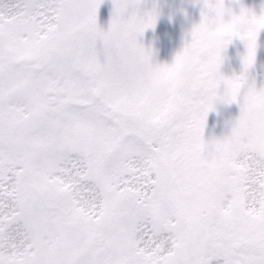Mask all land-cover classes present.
Segmentation results:
<instances>
[{"label":"snow or ice","instance_id":"snow-or-ice-1","mask_svg":"<svg viewBox=\"0 0 264 264\" xmlns=\"http://www.w3.org/2000/svg\"><path fill=\"white\" fill-rule=\"evenodd\" d=\"M102 3L0 0V264H173L184 233L169 214L173 190L208 113L238 103L247 84L264 14L225 21L223 0H205L191 42L159 65L138 42L155 11L112 0L105 31ZM233 38L247 48L244 72L225 77ZM231 167L210 197L223 212L202 264H264V158Z\"/></svg>","mask_w":264,"mask_h":264},{"label":"clouds","instance_id":"clouds-1","mask_svg":"<svg viewBox=\"0 0 264 264\" xmlns=\"http://www.w3.org/2000/svg\"><path fill=\"white\" fill-rule=\"evenodd\" d=\"M248 153L264 158V86L254 84L247 87L239 117L219 135L203 139L185 162V177L174 188L169 209L184 228L173 264H202L209 250L206 230L223 212L220 202L211 200V194L228 182L231 162ZM161 161L167 171L175 170L173 151L165 150ZM130 243L125 237L121 247L126 250Z\"/></svg>","mask_w":264,"mask_h":264},{"label":"rangeland","instance_id":"rangeland-1","mask_svg":"<svg viewBox=\"0 0 264 264\" xmlns=\"http://www.w3.org/2000/svg\"><path fill=\"white\" fill-rule=\"evenodd\" d=\"M143 1L144 0H141V3L139 5L140 14L143 15L147 13L144 11L148 8V4H151L152 8L150 6L149 9L151 10L149 12L155 11L157 19L155 26L147 28L143 35L138 38V42L142 44L146 50H149L151 52V59L154 64H171L174 61L177 53H179L183 49L187 42H185V39L182 37V34L180 32H176L175 29H172L171 24L174 25L176 23H179V20L183 16V9L184 11L187 10L192 0H165V2L164 0H145V3H142ZM180 3L181 7L179 6ZM252 3L254 4V8H252V6L249 10H247L250 14H254L256 16L264 14V0H252ZM241 9H235L234 14L241 12ZM112 12V0H103V3L100 5L98 10L97 23L98 26L105 31H107L109 28L112 18ZM187 40L190 39L187 38ZM232 46L233 40L227 46L230 47V49L228 50L230 53L233 49ZM241 60L237 64H233V66H238V70L236 73L235 69L237 68L233 67L232 65H228V58L223 57V61L221 64V66L223 65V70H220L221 74L225 77L241 75V73H243L244 71L243 61ZM254 63H256V66L260 68L263 67L264 69V30H261L257 37L256 55ZM256 66H254L253 64L252 67L248 69L250 71H247V84L245 88L242 89L238 102V104H240L241 106L243 105L244 95L249 85L254 84L256 87L264 86V73H262V77L259 78L257 74L259 69ZM239 112H241V110ZM217 125H219V123L216 124L215 121L211 123V120H209V118L206 119V124L204 128L205 140L214 136L212 135L211 130L214 129V126ZM208 130H210V132ZM213 264H223V262L222 260H214Z\"/></svg>","mask_w":264,"mask_h":264},{"label":"flooded vegetation","instance_id":"flooded-vegetation-1","mask_svg":"<svg viewBox=\"0 0 264 264\" xmlns=\"http://www.w3.org/2000/svg\"><path fill=\"white\" fill-rule=\"evenodd\" d=\"M211 2L215 3L216 0H211ZM142 3H145V0ZM150 6L151 4H148V8L147 9L144 8L145 9L144 12H149L151 10L149 9ZM179 6L181 7V3L179 4ZM223 6L225 8V15H224L225 21H228L231 19L232 15L234 14L235 9L243 8L245 10H249L250 7L252 6H253L252 8H254V4L252 3V0H244V2L241 5H237V6H232L230 4V0H223ZM207 11L208 10L205 8V0H192L189 4V8L185 11L183 9L182 11L183 16L179 20V23H176L174 25L171 24L172 29H175L176 32H180L182 34V37L185 39V42L187 41L186 43H190L192 39L193 28L200 24L202 20V13L207 12ZM239 14L240 12L235 15H239ZM187 38L190 40H187ZM232 48L233 49L231 53L228 51L230 47H227L226 49H224V51L222 52V57L224 58L227 57L229 60L228 65L233 66V64H237L247 54V48H246L245 43L241 41L239 38H233ZM255 64L256 63H254V66H256ZM233 67L237 68L235 69V72L237 73L238 66H233ZM220 70H223V65L220 67ZM220 91L222 93L223 88H221ZM240 110H241V105L238 103L233 102L229 104L226 102L218 101L215 104L214 110L210 111L207 115V118L211 120V123H213V121H215L216 124L219 123V125L214 126L215 128L211 130L212 135H219L231 123H233L239 117ZM208 131L210 132V130Z\"/></svg>","mask_w":264,"mask_h":264},{"label":"water","instance_id":"water-1","mask_svg":"<svg viewBox=\"0 0 264 264\" xmlns=\"http://www.w3.org/2000/svg\"><path fill=\"white\" fill-rule=\"evenodd\" d=\"M242 2H243V0H230V4L232 6H236V5H238V4L242 3Z\"/></svg>","mask_w":264,"mask_h":264}]
</instances>
